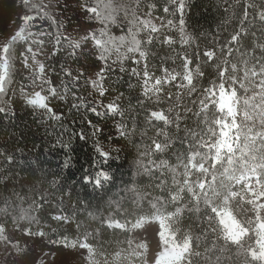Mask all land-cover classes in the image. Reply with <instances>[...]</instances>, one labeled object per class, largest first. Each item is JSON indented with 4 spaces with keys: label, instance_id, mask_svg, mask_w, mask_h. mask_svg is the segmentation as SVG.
Returning <instances> with one entry per match:
<instances>
[{
    "label": "snow or ice",
    "instance_id": "1",
    "mask_svg": "<svg viewBox=\"0 0 264 264\" xmlns=\"http://www.w3.org/2000/svg\"><path fill=\"white\" fill-rule=\"evenodd\" d=\"M8 2L14 8L15 18L10 27H0V114L8 118L11 116L6 103L7 88L11 82L13 65L19 61L27 70L30 66L27 53L32 54V64L36 63L32 46L19 51L17 55L19 47L33 45L42 48L47 39L54 45L52 56L65 57L60 71L69 78V83L75 86L78 77H94L85 79V82L95 87L106 71L101 63L106 64L110 58V50L106 47L108 42L102 40L106 35L107 22L118 21L123 13L129 25L135 20L137 24L143 23L144 28L148 27L137 15L142 11L139 0H129L128 3L117 0ZM168 3L174 12L182 14L179 23L183 35L186 23L183 12L191 8L192 4L189 0H168ZM70 4L76 7H67ZM151 7L149 5V9ZM221 7L224 12L216 28L223 27L227 31L228 26L234 24L235 34H230V41L221 45L218 35H214L213 40H207L208 34L200 33L206 40L205 46H211L203 52L207 62H212L209 66L215 64L217 53L224 58L222 67L215 64L219 83L214 79L211 86L204 89L205 94L195 113L198 117L197 126H202L201 132L186 128L183 130L184 135H180V107L184 97L178 91L176 101L167 109V115L161 111L148 113L149 122L154 118L165 126L175 124V135L170 139L168 132H161L157 128L163 141L153 140L149 149L138 150V162L132 169V178L124 182L123 187L113 185L114 176L106 169L96 171L95 176L83 173L82 182L77 179L68 183L61 172L68 167L67 160L58 165L56 171H52L42 168L39 158L22 157L18 163L17 153L20 150L15 146H6L0 151V161L5 162V166L0 169V237H4L6 245L15 240H24L28 245V248L21 249L17 244H12L11 248L20 254V258L6 264H36V249L45 247L54 254L51 260L45 257L47 264H97L95 258L99 253L92 241L98 240L106 228L122 227L119 222L113 221V213L121 218L133 213L144 214L133 227H143L147 243L142 241L129 253L137 258L138 264H264V43H257L256 31L248 20L251 9L252 20L260 22V36L264 38V0H223L216 5L217 11ZM168 10L165 7L164 11ZM66 11L73 13L72 19L63 15ZM37 20L41 24L47 23L50 30L29 31L39 28L35 23ZM237 20L238 24L235 23ZM65 22L67 27H64ZM101 24L104 30L98 35L97 28ZM51 29H55V32ZM140 31L139 27L135 29L136 33ZM151 31L155 33L157 29L152 27ZM250 32L253 39L249 45ZM128 35L132 46L127 48V52L133 55L138 53L137 62L146 60L149 55L148 41L136 39L131 29ZM120 40L123 43L124 37H120ZM184 40L187 43L189 38L185 36ZM168 42V37H165V43ZM241 49L249 50L241 52ZM257 51L259 55H256ZM230 53L238 55L231 57ZM186 56L187 53L181 55L184 75L178 89L184 90V96L190 98L197 88L193 74L188 71ZM118 59L122 60L123 57ZM229 60L234 62L229 64ZM45 70L51 71L41 64L35 72ZM144 75L147 76V72ZM195 75L202 76L203 73L196 69ZM176 78V74L170 76L172 80ZM37 81L48 83L40 75H34L33 87L37 86ZM161 83L167 84L169 79L155 80L157 86ZM64 90L68 91L67 85ZM42 91L45 89L27 93L21 88L23 102L33 109L34 114L38 109H45L46 113L52 111L47 103L49 98H66L51 87L47 88V95H42ZM99 91L101 95L104 94L102 87ZM241 91L243 96L240 95ZM150 92V89L145 88L146 96ZM159 92L160 87H156L151 94ZM210 106L220 115L213 113L210 117ZM73 107H85L94 116L105 117L101 122L82 115V119H87V126H82L78 132L73 130V133L80 141L93 140V150L100 158H110L112 147L101 142L107 120L113 119L115 115H120L123 120L124 112L115 102L103 105L106 111L86 107L83 102ZM183 112H192L186 100ZM201 115L203 118L199 119ZM52 119L58 117L52 116ZM89 127L91 132L88 131ZM114 131L122 138L135 135L134 129L119 122L115 124ZM112 134L109 132L108 136ZM56 143L64 149L69 147L60 138ZM157 152L169 155L170 159L174 157L176 163L170 165L169 160L163 159L159 163L151 161ZM145 160L149 163H145ZM168 172L172 174L171 185L168 184ZM77 188L91 189L94 195L99 193L96 204L81 197ZM184 193L189 198L187 201L182 195ZM68 202L72 203L71 208ZM170 208L173 210L169 211ZM105 211H108L107 216L104 215ZM183 213H187L190 218L194 213L195 218L191 219L189 227L182 234H177L175 223L182 218ZM151 220L159 222V232ZM62 224L69 228L75 224L77 239L70 241L64 236L63 247H52L62 243L59 232Z\"/></svg>",
    "mask_w": 264,
    "mask_h": 264
},
{
    "label": "trees",
    "instance_id": "2",
    "mask_svg": "<svg viewBox=\"0 0 264 264\" xmlns=\"http://www.w3.org/2000/svg\"><path fill=\"white\" fill-rule=\"evenodd\" d=\"M32 2H47V0H32ZM117 2L128 3L129 0H117ZM132 2H135V0H132ZM139 2L142 5V11L137 13L140 21L141 17L155 16L163 24L156 27L157 31L153 33L151 29L144 28L143 23L137 24L135 20L129 25L123 13L120 14L118 21H108L106 35L103 36L102 40L108 42L106 47L110 50V58L106 64L97 61V63H101L102 67L106 68V71L102 74L103 79L95 87L85 82V79H89L87 76L85 78L78 77V83L75 86L70 84L69 78L60 71L65 57L52 56L51 52L54 46H49V53L44 59V65L45 69H51V71L45 70L40 74L42 80L48 81L47 84H41L43 89H45L43 93L47 95L46 90L51 87L60 95L66 97L63 100L58 97L49 98L47 103L48 107L52 109L50 113H46L45 109H38L34 114L33 109L24 104L23 97L20 95L21 88L23 87L25 92L31 93L35 88L33 87V76L37 75V73L30 63L27 70L22 67L19 61L13 65V73L7 88L6 99L11 118L0 114V151H3L6 146H15L20 150L17 153L18 163L22 157H27L28 159L39 158L42 161L41 167L52 171H56L58 165L63 164L67 160L68 167L62 169L61 172L68 183L77 179L82 182L83 173H92L95 176L96 171L106 169L109 174L114 176L113 185L123 187L124 182L130 181L132 178V169L138 162V150L149 149L153 140H156V142L163 141V136L157 132V128L161 132H168L170 139L175 135V124L165 126L162 121H156L154 118L149 122L148 113L158 110L167 115V109L176 101V93L178 91L184 97L180 107L182 116L179 125L182 130L180 135H184L183 130L186 128H191L197 133L201 132L202 126H197L198 117L195 113L200 106V99L205 94L204 89L209 88L214 79L216 83H219L215 64H219L222 67L224 58L217 53L215 64L209 66L212 62H207L203 52L209 50L211 46H205L206 40L201 37L200 33H207V40H213L214 35H218L219 43L223 45L230 41V34H235L233 31L235 25L230 24L227 31H224L223 27L220 29L216 28V24L221 22L224 12L223 7L217 11L216 5L222 3L223 0H189L192 7L186 8L183 12V19L186 23L182 35L179 23L182 14L174 12L168 0H139ZM149 5H152L150 9ZM165 7L169 8L167 12L164 11ZM252 16L253 11L249 9L248 20L256 31L257 43H264V38L260 36L262 26L258 20L253 21ZM169 21L173 25L170 28L164 26V23ZM235 23L238 24L239 21L237 20ZM42 26L46 31L50 30L47 23L42 24ZM64 27H67V22H65ZM137 27L141 28L139 33L135 32ZM130 29L135 34L136 39L142 42L148 41L149 55L146 60L137 62L138 53L133 55L127 52V48L132 46L131 37L128 35ZM51 30L55 32V29ZM102 30H104V25L101 24L97 28L98 35ZM122 36L124 37L123 43L120 40ZM185 36L189 38L187 43L184 40ZM149 37H151V40H149ZM165 37H168V43H165ZM252 39L250 32L248 36L249 45ZM192 41L195 42L193 43ZM230 46L235 47L234 45ZM26 47V45L19 47L17 55L19 51H24ZM248 50L241 49V52ZM183 53H187L185 59L188 60V71L193 74L194 85L197 88L196 93L188 98L184 96V90L178 89V85H170L167 88L162 85H152L150 88L145 86L146 78L144 73L149 72L147 68L155 72L161 68L175 66L178 70L184 72V60L181 59ZM237 55L238 53L229 54L231 57H236ZM256 55H259V51L256 52ZM120 56L123 57L122 60L118 59ZM197 57H199V60ZM92 59L95 58L93 57ZM232 62L234 60H229V64ZM196 69H199L203 75L196 76ZM77 71L82 70L78 69ZM73 74L75 75L76 73ZM66 85L68 91L64 90ZM100 87L104 90L103 95L100 94ZM156 87H160V92L152 95L151 92H154ZM145 88L151 90L148 96L144 94ZM184 100L187 101L188 107L192 108V112L187 114L183 112ZM81 102L86 107H95L99 111H106L102 106L115 102L117 107L124 112L125 118L123 120L120 115H115L113 119L107 120L105 136L101 142L105 143L106 146L110 145L113 149L108 159L100 158L94 152L93 140L88 142L80 141L73 133V130L78 132L82 126H87V119H82V115L86 118L92 117L94 120H100L101 122L105 120L104 116H94L93 113L87 112L85 107H73L74 104L77 106L81 105ZM193 102H195V107ZM211 108L210 106V112L208 113L210 117L213 114ZM52 116H57L58 119L53 120ZM202 118L203 115L199 117V119ZM118 122L125 124L129 129H134L135 135L124 138L116 135L114 129L115 124ZM88 131L91 132L92 129L89 127ZM109 132L113 133L110 137L108 136ZM58 138L68 143L69 147L67 149L60 147L56 143ZM176 150L178 151L179 148L177 147ZM151 158L153 160H169L170 165L176 163L174 157L170 159L169 155L159 152L155 153ZM4 166L5 162L0 161V169ZM109 190L111 191L112 189ZM76 191L84 199L91 200L93 205L96 204L100 196L99 193L94 195L91 189L82 190L77 188ZM85 192L87 193L86 195ZM68 207H72L71 202H68ZM136 214L133 213L126 218H121L116 213L112 214L113 220H120L122 227L106 228L103 234L98 237V240L92 241L94 247L98 249V253H111L122 247L129 235L125 222L131 223ZM104 215L107 216L108 211H105ZM182 216L185 227L188 228L191 219L195 218V214L193 213L191 218L188 214ZM53 228H55V224H53ZM59 232L61 241H63L64 236L73 241L77 239L75 224H72L71 228L62 224Z\"/></svg>",
    "mask_w": 264,
    "mask_h": 264
},
{
    "label": "rangeland",
    "instance_id": "3",
    "mask_svg": "<svg viewBox=\"0 0 264 264\" xmlns=\"http://www.w3.org/2000/svg\"><path fill=\"white\" fill-rule=\"evenodd\" d=\"M12 3L14 4V0H12ZM67 7L75 8L76 5L70 4V5H67ZM57 14L58 15L60 14L59 11L57 12ZM32 15H35V13ZM63 15L68 16L70 19H72V17H73L72 12L66 11L63 13ZM14 18H15V11H14L12 4H10L8 2V0H0V27H5V26L10 27L11 22ZM141 21L146 22L148 24L147 29H149V30L152 27L156 28V27L161 26L163 24V22H161L155 16L141 17ZM35 23L39 25V28L29 29V31H38L39 29H43L42 24L38 20L35 21ZM164 26L170 28L173 25L169 24V22H165ZM43 30H45V29H43ZM44 45L45 46L42 48H38V47L33 46V45H26L27 47L32 46L33 52L36 53V58H35L36 63L34 65L32 64V54L27 53V55L29 57V63L31 64V66L33 67L34 70L37 67H39L41 64L44 65V59L46 58L47 54L49 53L48 52L49 46H52V44L47 39H45ZM147 71H149V72H147L148 73L147 76L144 75V77L146 78V85L145 86L148 88H150L152 85H154V86L156 85L155 84L156 79H160L161 81H163L164 79H169V83H167V84L161 83V85L164 87L166 86V88L170 87V85L173 86V85H179V84L183 83L182 77L184 75V72H182V70H178L177 67H175V66H173L171 68H163V69L161 68L160 70L155 71V72H152V71H150L149 68H147ZM41 73H42V71L37 73V75H40ZM173 74L177 75V78L175 80L170 79V76ZM89 79H94V77H89ZM38 83L32 92L41 91V88H43V87H42L40 82H38ZM41 94L44 95L43 91L41 92ZM240 95L243 96L242 91H241ZM211 107H212L211 109L213 111L212 113H215L216 115H220V113L213 106H211ZM238 120H239V118H238ZM204 138L207 139L206 136ZM151 161L159 163L160 160H156V159L153 160L151 158ZM145 163H149V161L145 160ZM167 179H168V184L171 185L172 184V174L170 172H168V174H167ZM208 179H211V177H208ZM182 195H184L186 201L189 199L187 197L186 193H184ZM172 210L173 209H171V208L169 209V211H172ZM185 214H187V213H183L182 215H185ZM142 215H144V214L143 213H137L135 215V218L133 219V221L131 223L125 222V224L127 226V230L129 232L128 238L125 239V242L122 245V247L114 250V252H111V253L101 252V253H99L98 256L95 258L97 261V264H138L137 258L134 255H129V253H131L136 248V245L141 243L142 241L147 243V241L144 240L143 227H140V228L133 227V225L138 223L140 216H142ZM113 221L120 223V220L114 219ZM150 222L154 225V227L156 228V231L159 232L160 231L159 222L155 221V220H151ZM169 227H172V225H169ZM185 229H187V227H185V224H184V221L182 220V218L178 219V221L175 223V230H176L177 234H182ZM156 239H157V242H159L158 236ZM70 241H73V240H70ZM253 242H254V240H253ZM12 244H17L21 249L28 248V245L24 242V240L9 241L6 245L4 243V237H0V264H6V262H8L10 260L20 258V254L16 253L15 250L11 248ZM52 247H63V241L60 245H53ZM36 253H37L36 258H35L36 264H47V260H51L54 256V254L49 252V249L47 247H45L43 249L37 248ZM117 254H119V255H117ZM45 257H47V260H45Z\"/></svg>",
    "mask_w": 264,
    "mask_h": 264
}]
</instances>
